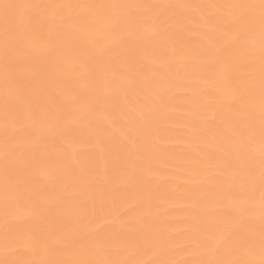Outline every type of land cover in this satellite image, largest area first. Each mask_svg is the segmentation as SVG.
Segmentation results:
<instances>
[{"label":"bare ground","instance_id":"6f19581e","mask_svg":"<svg viewBox=\"0 0 264 264\" xmlns=\"http://www.w3.org/2000/svg\"><path fill=\"white\" fill-rule=\"evenodd\" d=\"M0 264H264V0H0Z\"/></svg>","mask_w":264,"mask_h":264}]
</instances>
